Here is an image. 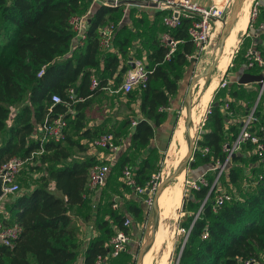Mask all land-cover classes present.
Masks as SVG:
<instances>
[{
  "label": "trees",
  "instance_id": "16d2710c",
  "mask_svg": "<svg viewBox=\"0 0 264 264\" xmlns=\"http://www.w3.org/2000/svg\"><path fill=\"white\" fill-rule=\"evenodd\" d=\"M91 2L0 0V167L11 157L29 158L41 148L40 139L34 136L38 125L50 113L54 94L60 95L63 102L54 106L51 115L63 113L68 120L65 139L47 140L44 152L30 160L23 170L28 176L21 179L32 189L0 201L4 210L0 221L22 227L12 247L0 244V264H77L82 242L76 217L84 218L83 210L92 204L87 184L97 159L88 152L97 138L109 132H105L104 123L88 124L94 98L111 86H121L131 67L129 59L140 56L137 52L131 55V48L137 39H143L147 45L148 85L125 93L131 113L111 133L119 144L127 129L134 127L131 145L118 160V174L122 177V170L129 166L135 171L137 181L146 185L158 165L154 149L145 156L143 152L149 148L155 128L167 119L168 107L179 90L185 67L199 51L189 33L191 21L183 19L180 25L169 29L163 22L166 12L157 9L151 23H147L148 15L143 12L135 18V29L126 24L116 29L111 49L103 53L100 30L117 24L122 8L102 4L92 6L86 38L82 44L73 46L76 36L71 20L85 14ZM258 15L264 20V4H260ZM166 31L179 40L169 58L166 57L169 48L160 38ZM260 32L264 34L262 29ZM254 47L264 53V42H257ZM243 64V72L261 73L260 68L247 69L245 54ZM93 76L98 81L95 87H92ZM70 89L76 102L70 98ZM257 92L246 90L245 93L238 88L228 98L211 104L190 165L195 172L202 169L207 185L200 183L199 189L191 188L184 201L185 210L199 212L209 197L198 215L188 214L181 224L190 232L186 234L177 264H246L252 259L264 263V179L246 190L241 185L249 178L256 179L263 170L264 159L255 152V145L245 142L221 177V186L229 189L235 186L241 191V200L214 209L216 188L212 191L211 188L216 171L206 173L210 166L209 170L225 161L224 145L238 136L243 117L256 103L253 104ZM263 97L264 93L256 109L258 122L251 128L259 135L263 134L260 128L264 126V105L260 104ZM244 98L249 103L244 104ZM226 103L230 104L227 111ZM239 114L241 118L235 119ZM206 147L209 152L204 151ZM244 150L250 155H244ZM37 172L40 175L34 177ZM111 175L112 167L108 179ZM110 203L112 206L113 201ZM128 208L135 216L142 215L137 203L128 202ZM107 213L109 217L98 224L102 234L87 246L86 264H96L99 256H108L109 241L118 230L131 234V227L124 224L127 218L124 208ZM205 230L209 232L207 239L202 237Z\"/></svg>",
  "mask_w": 264,
  "mask_h": 264
},
{
  "label": "built area",
  "instance_id": "2783aa9c",
  "mask_svg": "<svg viewBox=\"0 0 264 264\" xmlns=\"http://www.w3.org/2000/svg\"><path fill=\"white\" fill-rule=\"evenodd\" d=\"M137 1L148 0H100L102 5L107 6H120V4L131 5L132 3ZM151 1L158 3V7H156V9L166 12L163 17V22L169 29L175 28L180 25L183 19H189L191 21L189 33L198 50H203L208 44H210L213 38L212 36L214 34V30L218 28V23L222 22L223 24V20H221L223 18V8H221L215 0L210 6L203 5L196 0ZM260 3L264 4V0H261ZM91 14L92 6L88 9L85 14L72 18L71 22L73 24L76 36L74 39L73 46L82 44L84 42L89 24L88 19ZM258 14L259 6L257 2L253 9L252 21L256 19ZM260 27V29L264 31V24H261ZM116 29L117 24H111L101 28L100 32L102 35V49L110 48L113 33ZM161 40L165 44V46L169 48V52L166 56L167 58H169L171 54L175 51L179 40L175 39L170 33V31L162 33ZM245 57L247 59L246 67L248 70L260 68V74H264V53L261 49L251 47L246 51ZM129 62L133 63L134 66H131L124 75V79L121 84V89L125 93L130 92L136 88H144L148 85L149 82V68L147 62L141 58H131ZM43 72L44 71L42 70L39 75H41ZM229 83V80L222 78L219 87L225 88L229 85ZM97 84L98 81L96 77L93 76L92 87L97 86ZM247 85L249 84H245V86ZM263 92L264 84L263 87L259 89V100L254 106L248 109L242 119V124L238 136L231 143H226L224 145V151L226 153L225 161L222 163L218 162L217 165L213 168V170L216 171L215 180L211 188V191L216 188V199L214 209H217V207L223 203L242 199L241 191L238 190L235 186H233L232 189H229L225 186H221V177L223 173L227 170V166L229 165L234 155L242 148V145L245 142H251L255 145V152H257L259 156L264 159V126L260 128L263 133L262 135H259L257 134V132H253L251 130L254 124L258 122L256 109L263 95ZM70 98L72 102L77 101V99H75L73 89H70ZM62 102L63 99L61 98V96L58 94H54L52 96V105L50 106V113L47 115L44 122L39 124L37 127V132L35 133L34 137L37 140L40 139L41 148L38 151L33 152L29 158H22L19 156L11 157L7 161H5L0 167V177H3L2 188L4 191V197L2 199L7 196L17 195L21 191L19 177H21L23 170L25 169L26 165L30 162V160L44 152V143L47 140L53 139L56 142H59L65 139L66 128L68 127V120L65 118V115L63 113L57 116L51 115L53 113L54 106ZM229 107L230 104L226 103L224 109L227 111L229 110ZM210 112L211 105L206 111L203 125L205 124V120ZM228 113L232 115V112ZM133 124H136V122L134 121ZM92 148L98 150H107L110 152V155L106 156L103 152L97 153L95 155L97 158L96 163L90 170L89 180L87 184V191L90 194L98 191L106 185L111 169V165L109 163V160L111 159V152H116L119 149V144H117L114 134L111 132H107L102 134L92 143ZM204 151L209 152L208 147H206ZM262 169V172H259L256 175L257 177L255 176L256 179L249 178L248 180H245L242 183V188L244 190L249 189L251 186H256L259 181L264 179V166L262 167ZM160 176L156 177V175L153 174V178L149 182H147L146 185H142L137 181L135 171L132 168L126 166L122 170V180L124 184L129 188L133 189L134 193L137 196L143 197L144 201L148 204L153 203L154 193L157 190L158 180ZM200 183H204L207 185V181L204 174H202L195 180H187V184H189L191 188L195 189H199L201 187ZM208 197L209 196H207L204 200L199 213L202 211L203 207L207 203ZM2 199L0 201H2ZM117 206L118 203L114 202L113 207L116 208ZM124 224L126 226H131L132 219L127 217L125 219ZM189 232L190 229L186 231L187 236ZM21 233L22 227L18 223L7 225L0 221V244L12 247L14 245L15 240H17ZM202 237L204 239H207L209 237V232L205 230ZM129 241L130 235L124 230H118L110 240V253L106 257L99 256L96 264H107L106 258L119 257L123 252L127 250V244L129 243ZM245 263L261 264V262L256 261L255 259L247 260Z\"/></svg>",
  "mask_w": 264,
  "mask_h": 264
},
{
  "label": "rangeland",
  "instance_id": "374dc122",
  "mask_svg": "<svg viewBox=\"0 0 264 264\" xmlns=\"http://www.w3.org/2000/svg\"><path fill=\"white\" fill-rule=\"evenodd\" d=\"M220 2L221 1H219V5H221ZM223 2H224L222 5V6H224L223 12H222L223 18L221 19V20H223V24H222V22L218 23V28L214 30V34L212 36L213 38H212L210 44H208L203 50H199L196 53V55L194 56V59L191 60L189 62V64L185 67V73L183 76L184 77L183 88H182V91L179 93V95L176 96L178 98V105H177V109L174 113V116H175L173 119L174 123L180 118V116L182 115L183 109L186 107L185 105H186V101H187V93H188V89H189L191 83L196 79L197 76L203 75L204 72H206L216 61H218L220 59L219 48H221V34H222V32L225 28V25L227 24L235 6H236V0H223ZM257 2H258V6H260L261 0H255L253 3L249 26H248L246 32L240 36L239 44L233 53L231 61L229 62V64H230L228 67L229 71L228 72L226 71L227 73L221 74L217 70V67H215L212 70L211 74H209L207 76L204 86H201L199 84V81L201 79L198 82H196L193 86L192 99H193L194 93L198 94L201 90H203V92H205L207 87L209 86V84L212 82H214V86L216 84L215 88L213 89V91L210 94V97L207 101L206 111H207L208 107L214 101L228 98L231 95V92L235 91L238 88L245 90V93H246V90H249L246 87H244L243 85L238 87L237 82H234V83L232 82L231 76H234L233 75L234 72H237L238 69L240 68V66H242V64L244 63L245 52L249 48L254 47L257 42H260V41L264 42V34H263V32H260V28H261L260 26H261V24H264V20L261 19V17L258 15L256 17V19L254 21H252L253 9H254L255 5L257 4ZM224 52H225V56L228 53L232 52V51H230L228 43H227L226 50ZM132 54H133V52H132ZM142 55L143 54H140L139 57H142ZM222 78L231 81L230 84L225 88L219 87V84H220ZM258 96L259 95L257 92V97L254 99L253 104L256 101H258ZM262 101L264 102V97L261 100V103H260L261 105L263 104ZM242 102H244V104H246V103H249V100L247 98H244ZM89 111L92 114L93 121L96 120L95 122L100 121V122L105 123V126H106L105 132H107V131L112 132L113 130L119 129L122 121L125 118V116H128V114L131 113L130 107L127 103V98L125 96V92L121 89V86L118 88H116L114 86H112L111 88L109 87V88H107V90H104L100 95L95 97L93 100L92 106L89 107ZM239 115L237 117H235V119H240L242 115L241 114H239ZM203 121H204V117L202 118L200 128L197 131V133L194 137V140H193L195 143V150L197 147L198 138H200L201 133L204 132V130H205L204 126H203ZM182 151H183L182 152V158H179L178 164L181 163L183 156L185 154L184 150H182ZM155 153H156V155L154 156V154H153V156L157 161L158 168L154 171L153 174H155L156 177L160 176V174H161V176L159 177V180H158V185H157V188H158L160 182L164 181L168 176L172 175L175 172L177 166H179L180 164L177 166H174V168H170L169 169L170 171H167L166 161H165L166 160L165 159V155H166L165 149L163 148V151L160 153L159 152H155ZM243 154L244 155H246V154L250 155L249 152L247 153L245 150H244ZM249 158H250V156H249ZM249 158L247 160H249ZM193 160H194V157H193ZM210 168H211V166L209 167V169ZM209 169L206 171V173H213L214 172L213 169H211V170H209ZM153 174H152L151 178H153ZM201 174H202V169H200L198 172H195V169H192L191 166H188V168L186 169L185 175L180 176L183 178L184 183L181 182L180 177L174 180V183L172 185L171 190L179 187V189H180L179 192H181L180 193L181 197H179V202L177 203V205L175 207V212H174L173 218L170 221L171 233H170V236L168 237L169 239L168 238L166 239V242L164 243L163 247L161 248V250H159V253H157L154 256L152 261H149V262L146 261V264H164V263L165 264H177L178 256L180 254V251H181L182 246H183L182 244L184 243V239L186 237V230L181 226V224H182V222H184L186 220V217L188 214L198 215V213H199V212L194 213L192 211L188 212L187 210H185L186 208L184 206V201L187 200V198L189 197L190 192H191V187L189 184H187V180L188 179H190V180L194 179L195 180L198 177H200ZM39 175H40V173L37 172V176H39ZM27 176L28 175H26L25 173L22 172L21 177H19L20 185H21V191H23L27 187V181H25L21 178H25ZM242 183H241V185H242ZM34 185H36L35 182H34ZM171 190H170V192H171ZM112 192H118V194H117L118 196L119 195L121 197L123 196L124 202L125 201L133 202L135 204L137 203L140 206H143V215L140 218H138L139 224L136 225L138 227V230H139L138 240H139L140 247L137 251V257H136L134 264H138L140 257L143 255L144 251L146 250V248L149 244V242L146 240V235H147V231L149 228L150 214H151V210H152L153 205H154L155 196L153 197V203L152 204H148L145 201L140 202V200H143L144 198H141V197L137 196L136 194H133L130 189L126 188L123 185V183L120 180V174H118V170H117V175H113L112 178L110 179V182L108 185V193L106 194L105 199H104V202L106 204L110 201H113L114 198H118L117 196H115V194H112ZM154 195H155V193H154ZM135 198H137V199H135ZM84 214L85 213H83V215ZM102 216H103V211H101L98 214L97 220L102 218ZM76 220H77L78 224L80 225V237H83V234H82L83 232H82L81 226L83 223L85 224V222L83 221L84 218L82 216H77ZM147 257H148V254H147ZM153 261H154V263H153ZM261 264H264V263L261 262Z\"/></svg>",
  "mask_w": 264,
  "mask_h": 264
},
{
  "label": "crops",
  "instance_id": "0c3cea01",
  "mask_svg": "<svg viewBox=\"0 0 264 264\" xmlns=\"http://www.w3.org/2000/svg\"><path fill=\"white\" fill-rule=\"evenodd\" d=\"M196 1H198L199 3H201L203 5L210 6L213 3L214 0H196ZM215 1H216L217 4H219V1H221L220 2L221 5H223V3H224L223 0H215ZM254 1L255 0H246V2L242 6V10H241L242 16L240 14L239 20L243 16L244 17L246 16V18L248 17L249 20H248L246 28L239 32L236 46H234L233 49L232 48L230 49V51H232L231 52L232 53L231 54V59H232V56H233V53H234L235 49L237 48V46L239 44L240 36L243 35L246 32V30H247V28L249 26V22H250V18H251V16H249V15L251 13ZM99 4H101L100 0H92L90 6H97ZM119 7L122 8V17L119 20V22L117 23V29L121 28L125 24L129 25L133 29H135V24L137 23V21H135L136 20L135 18H137L140 15H142L143 12H145L148 15L149 21H147V23H149V22L151 23V22L154 21L155 12L157 11V9L153 8V7L138 6V5H135V4L120 5ZM144 28L146 29L147 25H145ZM160 35H162V33ZM160 38H161V36H160ZM230 38H231V34H230V37L228 39L229 48H230ZM112 42H113V38H112ZM111 46H110V49H111ZM108 49H102V52L104 53V52L108 51ZM132 52H133V54H135L136 52L138 54H143L142 57H139V56L138 57L139 58H143L147 62V60H148L147 59V54H146L147 45L145 44L143 39H137L134 42V46L131 48V52H130L131 55H132ZM243 65L244 64H242V66H240V68L238 69L237 72H234V74H233L234 76H231L232 82H237L238 83V80H239L240 76L244 73L243 72L244 71V66ZM226 71L228 72L229 69L226 70ZM226 71L221 73V74L227 73ZM254 74H257V73H254ZM183 84H184V77L180 81V86H179V90H178L177 94L174 96L171 105L168 107V117H167V119L164 121V123L160 127H156L155 128V134H154V137H153V139L151 141V144H150L149 148L146 149L143 152V155L145 156L146 154L149 153V151L154 149L153 154L155 156L156 155L155 152H159L160 153V152L163 151V148H164L165 152H166V155H165V159L166 160L165 159L164 160L166 161L167 171H170L169 170L170 168H174V166L179 165L180 163L178 164V162H179V158H182V152H183L182 150H184V153L186 152V150H185L186 130H185L184 122H183L182 119L180 121L178 119L175 123L173 121V119L175 117L174 113H175V111L177 109V105H178V98L176 96H178L179 93L182 91ZM210 84L207 87V89L210 87ZM240 85H244L245 86V84H240ZM215 86H216V84H215ZM215 86L213 87V89L215 88ZM245 87L247 89H249L248 91H255V90L259 91V89H260V86H259L258 83H250L249 85H247ZM205 92H203V90H201L198 94L195 93L194 101H193L194 108L196 109V106H197L198 112H201V113L207 107V102L206 103L203 102L204 101ZM258 95H259V93H258ZM256 103H257V101H256ZM262 103H263L262 105H264V102H262ZM89 118H90V121H89L88 124L90 126H100V125H102L104 123V122H100V121L99 122H95L96 120L93 121V117H92L91 112H89ZM104 125H105V123H104ZM180 125H182L183 131H184V143L178 145L173 158L169 161V160H167L168 159L167 158L168 157V150L170 149V147L172 145L173 136L175 134L174 131H176L180 127ZM133 130H134V127H130L129 129H127V135L122 137V138H120L119 149L116 152H111V159L109 160L110 161L109 163H110V165L112 167V175L110 176V178L108 179V181H107V183H106V185L104 187H102L101 189H99L98 191H96L94 193H91L92 195H90V196H92V197L90 199H91L92 204L90 205L89 208H86V209L83 210V213H85L84 214V220H83L85 222V224L83 223L82 226H81V229H82V232H83L82 233L83 237H81L82 246H81L80 254H79L78 259H77V264H86L85 263V255H86V249H87L88 244L90 243V241L93 238H95L96 236L102 234V232H103L98 227L99 222L102 219H104V218L106 219L107 217H109V215L107 213L108 210H113V209H116V208H119V209L124 208L125 211H126V215H127L126 217H129V218L132 219V224L130 226L131 227L130 241L127 244V250L125 252H123L119 257L106 258V263L107 264H134V262L136 260L137 251H138V249L140 247L139 240H138L139 230H138V227L136 225L139 224L138 223V218H140L143 215V206H140L138 204V206H140L141 209H142V215L140 217H137L129 210L128 201L124 202L123 196L121 197L119 195L118 198H114L113 204H114V202L118 203V206L116 208L113 207V204L111 206L110 202H108L107 204L104 202L105 196L108 193V185H109L110 179L112 178L113 175H117V170H118L117 163H118V160L127 151L128 147L131 145V135H132ZM100 152H103L106 156L110 155V152L107 151V150H98V149H94V148L90 149L88 153L90 155H96L97 153H100ZM140 156H141V154L138 153V158ZM177 168H178V166H177ZM118 173H119V170H118ZM30 176H32V175H30ZM33 176L36 177L37 174H35ZM120 180L123 183V185L125 186V184H124V182L122 180V177H120ZM126 188H128V187H126ZM31 189L32 188L27 184V187L24 189V191H29ZM128 189H130V188H128ZM130 190L132 191L133 194H135L133 189H130ZM112 194H115V196H118L117 195L118 192H112ZM12 196H13L12 198H16L17 197V195H12ZM141 198H143V197H141ZM135 199H137V198H135ZM141 201H144V199L140 200V202ZM1 211H4V210L0 207V214L2 213ZM101 211H103V216H102V218L97 220L98 214ZM85 217H86V219H85ZM145 263H146V255L144 256V264Z\"/></svg>",
  "mask_w": 264,
  "mask_h": 264
},
{
  "label": "bare ground",
  "instance_id": "6f19581e",
  "mask_svg": "<svg viewBox=\"0 0 264 264\" xmlns=\"http://www.w3.org/2000/svg\"><path fill=\"white\" fill-rule=\"evenodd\" d=\"M245 2H246V0H242V1L236 0V6H239V10L235 13L234 20H233L232 27H231L230 49L231 48L233 49V47L236 46L237 40H238V34L240 31H242L246 28L248 20H249L248 17L246 18V16L245 17L243 16L239 20L241 10H242V6ZM219 6L221 8L224 7L222 5H219ZM241 16H242V14H241ZM249 16H251V13ZM230 34H229L224 46L219 48L220 59H219L216 67L220 73H223L227 70V68L229 66V62L231 61V53H228L225 56V52H224L226 50ZM206 78H207V76L201 78V80L199 81V84L201 86H204ZM213 87H214V82H212L210 84V87L206 90V92L204 94V101L203 102L206 103L208 101L210 94L212 93ZM194 96H195V93L193 94V99H192V103L190 105V108L187 109V107H185L182 111V115L179 118V121L181 119L183 120L185 130H186V145H185L186 152L183 156V159H182L180 165L178 166V168H176L175 172L178 171V169L182 166L183 160L189 152V142H190V140L194 139L197 131L200 128L202 118L206 115V108L207 107L203 110L202 113L198 112L197 106H196V109L194 108V104H193ZM188 114H191V128L190 129L187 128V125H186V116ZM174 133L175 134L173 136L172 145H171L170 149L168 150V157H167L168 159L167 160H169V161L173 158L178 145L184 143V131H183V128L181 125L176 131H174ZM185 173H186V170L183 171L182 173H180L179 175L177 174V176L173 179L172 182L167 183L163 187L161 194L159 196V203L157 206L156 214H155L154 218L152 219V221L150 222V225H149V228L147 231V235H146V240L149 242V247L143 253L138 264H144V256L145 255H146V261H148V262L152 261L154 256L157 253H159V250H161V248L163 247L164 243L166 242V239L170 236V233H171L170 221L173 218V215L175 212V207H176L177 203L179 202V197H181L180 196L181 192H179V190H180L179 187L174 188L172 190H171V188H172V185L174 183V180L179 178L180 176L185 175ZM180 178H181V182L184 183L183 178L182 177H180ZM170 190H171V192H170ZM147 254H148V257H147ZM153 263H154V261H153Z\"/></svg>",
  "mask_w": 264,
  "mask_h": 264
},
{
  "label": "water",
  "instance_id": "95a60500",
  "mask_svg": "<svg viewBox=\"0 0 264 264\" xmlns=\"http://www.w3.org/2000/svg\"><path fill=\"white\" fill-rule=\"evenodd\" d=\"M132 4H137V5H141V6H145V7H153V8L158 7V3L154 2V1H151V0H148V1H137V2H134ZM238 10H239V6H235V8H234V10H233V12H232L227 24L225 25V28H224V30H223V32L221 34V47L224 46V44H225V42H226V40H227V38H228V36H229V34L231 32V27H232V23H233V20H234V16H235V13ZM218 61H216L206 72H204L203 75L197 76L196 79L191 83V85H190V87L188 89L187 101H186V105H185L187 107V109L190 108V105L192 103V90H193L194 84L196 82H198L201 78L206 77L209 74H211L212 70L217 66ZM131 66L133 67L134 64L131 63ZM238 83L239 84L258 83L260 88H261V87H263V84H264V74H254V73H251V72H244L240 76V78L238 80ZM258 100H259V97H258ZM215 104H217V102ZM186 125H187V128H189V129L191 128V114H188L186 116ZM193 140H190V142H189V152H188L187 156L184 158L182 166L178 169V171L174 172L171 176H168L166 178V180L160 182V184H159V186H158V188H157V190L155 192V195H154L155 199H154V205H153V208H152L151 214H150V222L152 221V219L154 218V216L156 214L157 206H158V203H159V196L161 194V191H162L163 187L167 183L171 182L177 176V174L179 175L180 173L185 171L188 168V166H190L192 164L193 157H194V152H195V143H194ZM2 184H3V177L1 176L0 177V200L4 197V191H3V188H2ZM149 225H150V223H149ZM184 243H185V241H184ZM183 246H184V244H183ZM183 246H182V249H183ZM148 247H149V244H148L146 249H148ZM182 249H181V252H182ZM181 252H180V254H181Z\"/></svg>",
  "mask_w": 264,
  "mask_h": 264
}]
</instances>
